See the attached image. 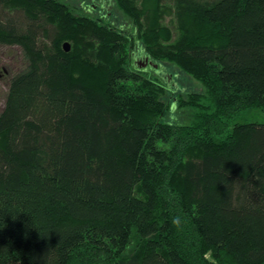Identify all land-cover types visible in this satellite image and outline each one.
Here are the masks:
<instances>
[{"label": "trees", "instance_id": "16d2710c", "mask_svg": "<svg viewBox=\"0 0 264 264\" xmlns=\"http://www.w3.org/2000/svg\"><path fill=\"white\" fill-rule=\"evenodd\" d=\"M114 1L130 27L0 0L26 62L0 111V264H264V122L235 121L264 107V0ZM165 61L204 86L173 97L190 120L163 117Z\"/></svg>", "mask_w": 264, "mask_h": 264}, {"label": "rangeland", "instance_id": "374dc122", "mask_svg": "<svg viewBox=\"0 0 264 264\" xmlns=\"http://www.w3.org/2000/svg\"><path fill=\"white\" fill-rule=\"evenodd\" d=\"M93 1L99 3L98 7H91ZM71 4L77 6L81 12L97 15L100 17H106L112 24L121 25L124 27H130V21L123 11L117 7L116 2L113 0H70ZM101 3V4H100ZM89 4V5H88ZM165 22L169 25L174 24L171 22V16H164ZM132 25V24H131ZM174 27V26H173ZM143 57H135V61H140ZM159 64V67L147 66L146 71L151 76H163L167 75L170 79V88L172 89V97L164 98L166 105H170L165 110L163 117L169 120L185 121L190 120L189 111L184 109L173 97H177V94H186L189 91H203V84L195 79L190 74L181 71L176 65L165 61ZM26 62L23 58L22 49L17 46H0V111L4 108L5 96L8 90V79L10 76L21 70L25 66ZM166 73V74H165ZM174 75H172V74ZM236 122H264V107H253L241 112Z\"/></svg>", "mask_w": 264, "mask_h": 264}, {"label": "water", "instance_id": "95a60500", "mask_svg": "<svg viewBox=\"0 0 264 264\" xmlns=\"http://www.w3.org/2000/svg\"><path fill=\"white\" fill-rule=\"evenodd\" d=\"M64 47H65L66 50H70L71 45H70L69 42L66 41V42L64 43ZM148 62L153 63L152 60H148V57L145 58V61H142V62H141V61H139V62L137 61V63H138L139 66L146 65Z\"/></svg>", "mask_w": 264, "mask_h": 264}, {"label": "flooded vegetation", "instance_id": "af4514ba", "mask_svg": "<svg viewBox=\"0 0 264 264\" xmlns=\"http://www.w3.org/2000/svg\"><path fill=\"white\" fill-rule=\"evenodd\" d=\"M138 61V60H137ZM141 62L143 61L142 59L140 60ZM139 62V61H138Z\"/></svg>", "mask_w": 264, "mask_h": 264}]
</instances>
